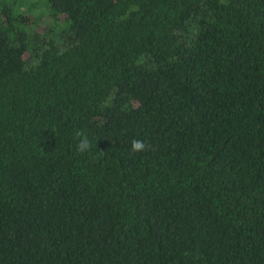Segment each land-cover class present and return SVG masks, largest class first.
Here are the masks:
<instances>
[{
  "label": "trees",
  "instance_id": "1",
  "mask_svg": "<svg viewBox=\"0 0 264 264\" xmlns=\"http://www.w3.org/2000/svg\"><path fill=\"white\" fill-rule=\"evenodd\" d=\"M0 264H264V0H0Z\"/></svg>",
  "mask_w": 264,
  "mask_h": 264
},
{
  "label": "clouds",
  "instance_id": "2",
  "mask_svg": "<svg viewBox=\"0 0 264 264\" xmlns=\"http://www.w3.org/2000/svg\"><path fill=\"white\" fill-rule=\"evenodd\" d=\"M75 143V151L81 155H86L92 150V142L88 138L87 134L83 131H77L74 137ZM149 146L145 144L142 140L133 139L130 142L131 153H138L145 151Z\"/></svg>",
  "mask_w": 264,
  "mask_h": 264
},
{
  "label": "rangeland",
  "instance_id": "3",
  "mask_svg": "<svg viewBox=\"0 0 264 264\" xmlns=\"http://www.w3.org/2000/svg\"><path fill=\"white\" fill-rule=\"evenodd\" d=\"M22 8H24V7H22ZM23 10L26 11V9H23ZM48 20H49V17H48L47 13L44 12V13L39 14V17L35 20L34 25L32 24L34 27V30L40 31L41 29L45 28ZM27 56H28V53L26 52L25 58Z\"/></svg>",
  "mask_w": 264,
  "mask_h": 264
}]
</instances>
